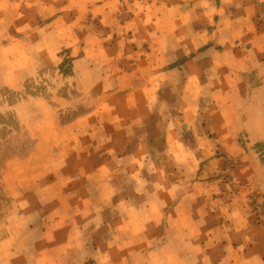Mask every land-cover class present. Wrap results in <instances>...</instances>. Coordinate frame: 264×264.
<instances>
[{
    "label": "rangeland",
    "instance_id": "1",
    "mask_svg": "<svg viewBox=\"0 0 264 264\" xmlns=\"http://www.w3.org/2000/svg\"><path fill=\"white\" fill-rule=\"evenodd\" d=\"M0 264H264V0H0Z\"/></svg>",
    "mask_w": 264,
    "mask_h": 264
}]
</instances>
